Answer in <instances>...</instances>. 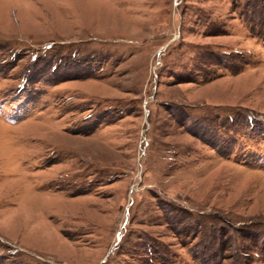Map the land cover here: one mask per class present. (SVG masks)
<instances>
[{"label":"rangeland","instance_id":"obj_1","mask_svg":"<svg viewBox=\"0 0 264 264\" xmlns=\"http://www.w3.org/2000/svg\"><path fill=\"white\" fill-rule=\"evenodd\" d=\"M0 264H264V0H0Z\"/></svg>","mask_w":264,"mask_h":264}]
</instances>
